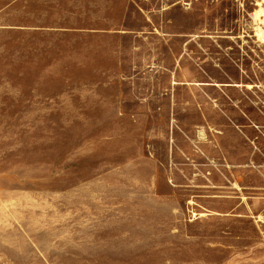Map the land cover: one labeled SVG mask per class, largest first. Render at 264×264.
Segmentation results:
<instances>
[{"label": "rangeland", "instance_id": "374dc122", "mask_svg": "<svg viewBox=\"0 0 264 264\" xmlns=\"http://www.w3.org/2000/svg\"><path fill=\"white\" fill-rule=\"evenodd\" d=\"M0 264H264V0H0Z\"/></svg>", "mask_w": 264, "mask_h": 264}]
</instances>
